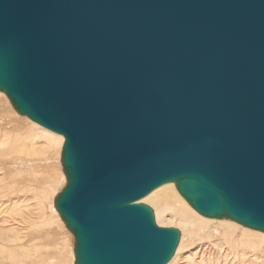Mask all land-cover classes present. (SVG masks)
Here are the masks:
<instances>
[{
    "label": "water",
    "instance_id": "95a60500",
    "mask_svg": "<svg viewBox=\"0 0 264 264\" xmlns=\"http://www.w3.org/2000/svg\"><path fill=\"white\" fill-rule=\"evenodd\" d=\"M0 92L64 139L74 264H168L166 184L264 233V0H0Z\"/></svg>",
    "mask_w": 264,
    "mask_h": 264
},
{
    "label": "bare ground",
    "instance_id": "6f19581e",
    "mask_svg": "<svg viewBox=\"0 0 264 264\" xmlns=\"http://www.w3.org/2000/svg\"><path fill=\"white\" fill-rule=\"evenodd\" d=\"M1 101H5L9 108L8 103L10 101L2 94H0ZM24 120L20 122L22 125H27V132L23 136L0 129L1 174L3 171L7 172L4 167L20 168L22 166L17 165V163L26 162L32 157L43 156L51 149L56 151L57 156L61 155L64 142L62 136L35 123H26ZM15 173V176L20 175L19 171ZM6 178L4 177V180ZM63 178L65 184L66 178L64 176ZM3 184L0 177V188ZM15 186H21L19 192L22 197L5 200V189H0V221L3 220L8 225V228H0V260L5 259L8 261L7 264H34L40 252L39 243L38 240L33 239L35 240H31L33 243L26 244L24 234L27 235L26 232L38 226L37 222L40 221L45 225L57 223L62 229L65 225L52 206L54 198L52 183L49 186L48 196L41 193L40 195H33L31 198L25 194L34 190L31 183L27 182L24 185V181H16ZM34 200L35 202H33ZM45 201H49L51 215H48ZM141 202L154 207L159 225L178 226L177 229L181 228L182 230L180 231L181 240L178 249L168 264H264V233L246 227L242 228L240 224L231 220H213L201 216L180 196L174 184L159 187ZM196 241L199 243L209 242L215 250L213 251L216 253V258L209 257L208 260L212 261L207 263L208 260L203 257L204 252L199 246L183 251L188 245L196 246ZM69 254L71 264H73L72 245L69 247Z\"/></svg>",
    "mask_w": 264,
    "mask_h": 264
},
{
    "label": "rangeland",
    "instance_id": "374dc122",
    "mask_svg": "<svg viewBox=\"0 0 264 264\" xmlns=\"http://www.w3.org/2000/svg\"><path fill=\"white\" fill-rule=\"evenodd\" d=\"M0 94L4 95L1 92ZM5 98L7 97L5 96ZM1 102H0V129H2V131L5 130V132L11 131L14 134H20L21 136H23V134L27 132L26 131L27 125L26 126L22 125L20 124V122H22L24 119L26 123H30L32 121L26 117H22L18 115L16 111L13 109L10 102H9L10 104L8 103L9 108L7 107V104L5 101H1ZM11 116H14V117H11ZM60 156L61 155L57 156L56 151L54 149H51L43 156L32 157V158L27 159L28 161L26 162L17 163V165L22 166L20 168L16 169V168L4 167L6 168L7 172L3 171L2 174L0 172V177L2 178V181L4 183L3 185H1L0 189L2 188L5 189L4 199L11 200V199H15L16 197H22V195H20V192H19V189L21 186H15L16 181H19V182L24 181V185H26L27 182L31 183L32 188L34 190L30 193L29 192L25 193L27 194L26 196H28L29 198H31L33 195H40L41 193L43 195L48 196L49 186L52 183L53 193L55 197L56 194L61 192V190L65 187V184H66V183L65 184L63 183L64 174H63V167L60 163ZM12 157L18 158L16 156H12ZM16 171L20 172L19 176L17 175L15 176ZM4 177H7V178L4 180ZM52 201H53L52 206H54L53 204L54 198ZM33 202H35V200ZM45 205L48 211V215L49 214L51 215L52 212L50 210L49 201H45ZM147 205L150 206L155 212L154 207H152L149 204ZM155 215H156V212H155ZM156 222H157V219H156ZM37 224L38 226H36L34 229H29L28 232H26L27 235L24 234V236H26V242H25L26 244L33 243V241H35L33 239H36V241L38 240L40 252L34 264H36V262H39V264H58V263L71 264V256L69 254V247L70 245H72V248H74V236L65 227L64 229L59 227L58 226L59 224L57 223L45 225V224H42L40 221L39 223L37 222ZM0 226H1L0 228H8V225L5 224L3 220L0 221ZM158 226L163 227V228H171V227L176 228V229L178 228V226H161L159 224ZM240 227L243 228V226L241 225ZM178 230L182 231L181 228ZM198 246L201 248L202 252H204L203 257L206 260H208L209 257L216 258V253H214L215 250L210 246L209 242L199 243L198 241H196V246L188 245L186 246V248L183 249V251L185 252L187 249L198 247ZM210 252H213V253H210ZM199 260H200V257H199ZM210 261L208 260L207 263H209ZM7 262L8 261H6L5 259L0 260L1 264H7ZM72 262L74 264V260H72Z\"/></svg>",
    "mask_w": 264,
    "mask_h": 264
}]
</instances>
